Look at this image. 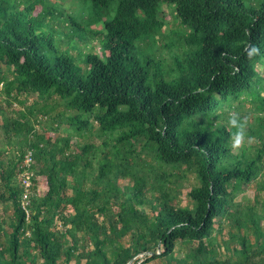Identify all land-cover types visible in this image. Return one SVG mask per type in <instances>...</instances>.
<instances>
[{
    "label": "trees",
    "instance_id": "trees-1",
    "mask_svg": "<svg viewBox=\"0 0 264 264\" xmlns=\"http://www.w3.org/2000/svg\"><path fill=\"white\" fill-rule=\"evenodd\" d=\"M54 1L0 0V205L13 209L0 264H264V197L237 201L253 183L264 192V0H80L65 27ZM163 5L181 29L156 47ZM93 39L100 54L79 50Z\"/></svg>",
    "mask_w": 264,
    "mask_h": 264
},
{
    "label": "rangeland",
    "instance_id": "rangeland-1",
    "mask_svg": "<svg viewBox=\"0 0 264 264\" xmlns=\"http://www.w3.org/2000/svg\"><path fill=\"white\" fill-rule=\"evenodd\" d=\"M48 3L52 4L54 3L55 1L54 0H47ZM85 4L84 2L80 1V0H64L63 2H60V3H56L57 7L56 8H59V10L63 11V13L65 15H62L61 16V20L64 21V23L62 22L60 24V26H68V22L69 21H65L69 18V16H75L77 18V20H79L78 17H81L82 16V10L81 8H77L81 5ZM75 7L77 9H75ZM82 9H85V6H81ZM41 8L38 7L36 8L34 14H38L40 12ZM161 10L164 12V14L166 15V26L164 27L163 29V34H164V37H163V40H158L157 41V45H164L166 43H168V38L166 37V35L169 37L170 35V32L171 31H178L181 29V26L179 25L178 21H175L173 20V8L171 6H167V5H163L161 6ZM55 20L52 21V23H54ZM56 24V23H54ZM96 28H99V26H96ZM158 38V37H157ZM64 44V43H63ZM80 51H82L83 53L85 54H88V53H96V54H100L101 53V47H100V44L97 40H91L90 42L88 43H85V44H81V47L79 48ZM173 52L174 53H177L178 52V49H173ZM71 54H75L76 52L74 50H71L70 52ZM179 53L180 50H179ZM155 56L158 59H164V63L166 65V68H169L172 66L173 64V59L171 58V55L169 53V51L167 49H161L159 50L158 52L156 51L155 53ZM81 67H83V63L79 62L78 63ZM264 75V72L262 73ZM35 99V96H31L28 100V104H31L32 101ZM55 100V101H54ZM58 102L59 103V100L56 101V99H53V101L51 100L49 103L51 106H54L56 107L58 104L56 103ZM94 130L96 131L98 129V126H96V124H94ZM36 130L41 133L43 130L40 129V128H36ZM59 135H64L62 133H59L57 135H54L52 133H46V137H50V138H54L56 136H59ZM2 139V134L0 132V140ZM77 140V143L79 144H82L84 143L85 141L87 142L88 139H84L83 137H77L76 138ZM93 142H95L96 144H100L101 140L97 139V138H94L92 140ZM251 144H254V139H252L251 141ZM239 150V149H238ZM238 150L234 149V152H238ZM33 164V159H32V163ZM35 177V176H34ZM36 181H37V184H36V189H37V194H39V196H43L46 194L47 192V185H46V179L44 177H37L35 178ZM130 183L128 180H121L120 181V184L123 185V184H128ZM196 181L194 179V175L193 174H189L187 175V177L185 179L182 180V188L180 190V194L178 196V200L181 202V205L184 206L187 202L186 200V194H188V192L190 191V188L195 185ZM257 194H260L259 195V198H263L264 197V192H258L257 191V188L255 186V183H253L244 193H241L238 197H237V201H240L242 200V197L245 196L247 199H249L251 202L254 201V198ZM12 207L9 205V204H1L0 205V215L1 216H4V218H7L8 216H10L12 214ZM60 225L58 226V228L60 229ZM262 228L264 229V222L262 223ZM222 237L224 239H227V235H224L222 234ZM221 237H218V239H220ZM74 259L70 262V264H74Z\"/></svg>",
    "mask_w": 264,
    "mask_h": 264
},
{
    "label": "built area",
    "instance_id": "built-area-1",
    "mask_svg": "<svg viewBox=\"0 0 264 264\" xmlns=\"http://www.w3.org/2000/svg\"><path fill=\"white\" fill-rule=\"evenodd\" d=\"M31 163H32V157H31V154L28 153L24 157V160L21 166V169L23 170L19 175L20 184L23 188V193H22V198H21V207L27 213H28L27 205L29 202L28 200H29L30 194L32 193V179H34V172L31 169V165H32ZM143 257H144V254H140L137 257L133 258L128 264H140L143 260Z\"/></svg>",
    "mask_w": 264,
    "mask_h": 264
},
{
    "label": "clouds",
    "instance_id": "clouds-1",
    "mask_svg": "<svg viewBox=\"0 0 264 264\" xmlns=\"http://www.w3.org/2000/svg\"><path fill=\"white\" fill-rule=\"evenodd\" d=\"M261 52V49L252 45L247 49V55L249 57L255 56ZM246 122L247 117H241L238 112L233 113L229 118V124L235 129L232 133L231 146L233 149L238 150L246 143Z\"/></svg>",
    "mask_w": 264,
    "mask_h": 264
}]
</instances>
